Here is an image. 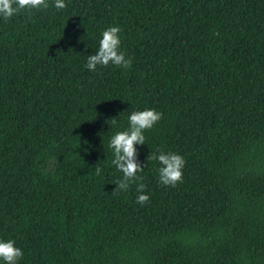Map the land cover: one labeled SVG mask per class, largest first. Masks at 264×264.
Returning a JSON list of instances; mask_svg holds the SVG:
<instances>
[{
	"label": "trees",
	"instance_id": "16d2710c",
	"mask_svg": "<svg viewBox=\"0 0 264 264\" xmlns=\"http://www.w3.org/2000/svg\"><path fill=\"white\" fill-rule=\"evenodd\" d=\"M47 2L0 17V240L17 264H264V0ZM111 26L131 67L87 70ZM145 109L162 119L143 171L114 190L110 139ZM158 148L186 161L174 187Z\"/></svg>",
	"mask_w": 264,
	"mask_h": 264
},
{
	"label": "clouds",
	"instance_id": "9594fccd",
	"mask_svg": "<svg viewBox=\"0 0 264 264\" xmlns=\"http://www.w3.org/2000/svg\"><path fill=\"white\" fill-rule=\"evenodd\" d=\"M65 0H54V7L58 10L66 8ZM47 0H0V17L5 20L17 15L24 9H47ZM121 29L118 26L108 27L102 32L98 50L87 56L85 67L89 71H95L97 66L107 67L110 63L117 67L128 69L132 61L126 58V54L121 51ZM162 119V113L155 109H145L143 111H133L129 117V127L127 130L116 132L110 139L109 148L112 150V165L117 171L122 173V178L116 182L114 190L127 191L132 181L138 179L137 174L143 171V166L138 162L137 145H145L144 131L150 130ZM116 125L117 118L109 120ZM147 159L157 161L160 167L159 182L164 186H176L183 181V168L185 159L179 154L172 152L165 153L159 148L156 153L150 154ZM97 175L102 169L95 166ZM145 185L139 184L136 203L145 205L149 202V196L143 194ZM23 256L20 248L15 246L14 240H0V260L5 264H17Z\"/></svg>",
	"mask_w": 264,
	"mask_h": 264
}]
</instances>
